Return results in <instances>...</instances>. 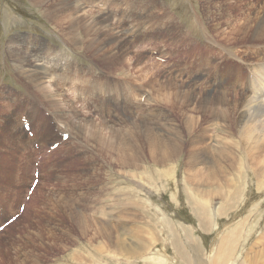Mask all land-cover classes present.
Instances as JSON below:
<instances>
[{
	"label": "rangeland",
	"instance_id": "rangeland-1",
	"mask_svg": "<svg viewBox=\"0 0 264 264\" xmlns=\"http://www.w3.org/2000/svg\"><path fill=\"white\" fill-rule=\"evenodd\" d=\"M86 1L87 2H85V0L82 1L74 0L73 2L71 0H66V1L43 0L39 2V0H0V9H1L0 10V60H2L0 61V65H1L0 88H2L3 90V88L7 87L6 90H3L4 91L3 93L2 92L0 93V99L2 101L9 103L17 102L21 104L20 101L21 102L25 101V99L29 95L31 98L37 99V101L41 100L40 102L43 104V106H48L49 103L46 100L44 101L45 98L41 96L40 92L38 91L39 88L45 86L46 84H49L46 86H51L50 88L53 93L62 94L66 92L65 91L66 88L71 87V81L74 80L75 85L79 90L82 88V86L85 87L84 92L83 93L80 92V97L83 101L82 102L83 104H79V110L82 112V114H79L80 115L79 117L82 118L80 122L84 120L88 122L93 119V123L98 125V127L99 124L102 122H111V123L116 122L117 124L121 125L123 128L127 130L135 131V133H139L144 127H146V125L144 124L145 122H147L146 119L150 118V116H147L149 109L147 103L143 105V100L146 97V94L142 97L141 101L138 103V108H140V111H135L130 114L126 112L119 115V117L121 116L119 120H110L109 118L111 117L108 116L107 114L101 115L102 113L99 112L94 113L93 111L88 110V108H91L93 106L92 105L93 102L91 100V94L87 93V91L98 89V88H93L94 87L92 86L93 81L95 80L105 81V86L108 85L107 81H111L113 86L117 81V79L126 80L132 83L134 87L139 88L140 85L142 86L144 83L147 84L150 80L154 79L156 81V87H158L157 80L165 85L169 84L170 82H175L176 79L172 77L171 73H176L180 76H184V74L187 71L188 72L192 71L194 73L204 72L210 75L211 71L212 72L215 71L214 68L216 65L217 67L215 69L216 71H219L218 68L219 69L224 68L222 65L226 61H232L231 55H237L239 51L238 48H231V47H225V50L220 49L219 47L209 42L211 45H213L215 48L218 49H215V51L212 50L213 52L211 51L210 53L204 50L198 54L195 52L198 47V44L200 43L204 45L207 44L209 36L214 39L210 41L215 42L220 40V37L217 36V32L215 35L211 30L209 31L210 33L208 32L209 27L214 29L216 24L215 22H212L213 19L207 16V13L211 11V9H209L211 6L208 5L209 0L207 1L206 0H129L128 2L130 7H136L137 10L139 9L141 11L143 10L142 11L144 15L143 17L147 16L145 23L148 27L157 26L158 24L156 22L157 20H160V22H163L165 24L163 28H167L166 22L168 21V24H170L171 22L169 20L166 21L165 18L167 17L164 16V10L162 8L164 5L166 7L168 6L167 8L170 7L169 9L172 11V13H174L176 17L175 23L173 25L172 24L168 25L169 29H171V33H170V36L172 38L171 40H179L182 38V32L180 33L179 30L176 31L173 28L176 26V27H181L182 31H186V32L191 31L189 33L193 34L192 36H196L198 38V42L193 39L186 47L188 50H193V52L189 54V56H187L186 60L183 59L182 54H176L168 57L167 52L169 51V47L170 48L173 47L170 44L168 38L165 39L164 43H162L159 39L145 43H131L129 47V51L124 55L122 53L116 52L114 50V46L112 45V47L108 46V48L112 50L114 54H117L120 57V60L117 62V64H113V65H110L108 63L106 64L103 61L100 62L97 59V53L95 47L96 46L103 47L104 46L103 44L110 37L114 36L117 33L118 24L126 20L123 14V10L127 6L123 7L121 10V6H120L121 2L119 0H111V1L86 0ZM233 1L234 0H230L228 2L232 3ZM243 1L248 2L247 0H243ZM59 2L63 3V5L60 6ZM77 2L79 4H77ZM87 3L90 4L88 5ZM145 5L146 8L144 9ZM57 7H61L58 10L59 12L58 11L52 12V10ZM65 9L66 11L68 10L67 13ZM106 11L110 12V14L113 16L114 19L111 20L112 22L111 21L110 23L107 22V19L106 21L97 22L96 19L99 15H101L100 17H102V20L106 16H108ZM75 13L77 14L74 15ZM82 16L85 17L86 19L83 18ZM56 18L57 20H55ZM71 19L73 20L71 21ZM132 19L134 18L132 17ZM132 19H130V21ZM64 20L66 23L64 22ZM139 20L144 21L143 19L140 18ZM53 23L57 28L53 25ZM59 24L61 25L59 26ZM63 24L65 27L63 26ZM122 24L125 25V22ZM104 27H106V29ZM226 28L227 26L222 27V29H226ZM86 29L88 31H86ZM59 30H61L60 33ZM76 32L77 33L80 32V33L77 34ZM152 35L155 34L152 33ZM71 39L73 40L69 41ZM224 44L227 45L226 43ZM175 46L176 48L182 50L179 47V45H175ZM43 49L46 50L44 51ZM49 49H51V52ZM244 51L247 52L246 50ZM245 52L243 55L241 54V56H245V58H247L250 61L251 60V58L249 57L250 55H245ZM50 53H52L51 54L52 57ZM185 53L187 52L184 51V54ZM45 58H47L48 60L47 59L45 60ZM29 60L32 61L33 63H38V62H39L38 64L41 63V68L42 71L44 72L52 71L55 67L58 66L59 67L58 74L54 76L59 75L60 78L62 76H65L64 78L65 80L63 79L60 82L59 79L60 87L62 91L57 90L54 87L52 81L51 82L48 81V83H42L41 82L42 75H40L37 72L32 73L33 76L30 78L21 77L20 79V77H18V72L16 70V64H25L26 61ZM124 61H126V63ZM152 61L156 62L158 66L157 67L153 66ZM195 61H198V63L193 64ZM201 62H203L204 64L201 65ZM101 63L103 65H101ZM48 64L51 67H49ZM159 66H161V68H159ZM193 66H196L198 69L194 70ZM26 69H29V66H27ZM31 70L33 69L31 68ZM33 77L35 78L34 81H32ZM246 77L253 80V76L250 75V73H248ZM81 81H86L87 84L83 85L81 84ZM32 83L33 84L35 83V85H37L39 88L38 89L34 88ZM147 88L154 89L155 87L154 88L147 87ZM100 91L106 93L108 89L107 87H103V89ZM237 91L238 92L235 94L242 96V93L239 90ZM139 94H140L139 92L133 91L131 96L136 98L139 96ZM67 95L69 96V98L74 97L72 91H68ZM233 97L234 96H232V98ZM238 98L235 97L229 101L236 102ZM22 106L23 105H20L18 108H16L17 111L14 112L17 114L25 112L26 107L25 106L22 107ZM82 106H86L87 109L86 110L81 109ZM12 110L13 109L10 110V114L14 116L15 113ZM6 111L9 112V109H6ZM29 111L31 110H28V112ZM45 113L50 115L47 111H45ZM175 116H169V118L178 119L181 117L180 115H175ZM195 117L197 118V115H195ZM122 120H129V122L123 125L120 124ZM52 121L53 120L51 116L50 123ZM179 121L181 122L182 120L179 119ZM79 123L72 125L73 127H76L77 125V128H80L81 126H82L81 128L85 127L83 124H79ZM171 123L176 124L175 122H171ZM199 123H201V120H199ZM202 124L206 127H211L210 133L212 131V127L215 128V126H212L213 124L210 122V120L207 122H202ZM29 125L30 127H32V119L29 121ZM57 125H58V129L63 127V125L60 124L59 122ZM50 127L52 128L51 125H44L42 135L46 134L45 128L48 129ZM69 130L70 129L67 128V132ZM214 130L213 131L216 132V129ZM27 133L29 134L28 141L32 140V137L30 136L33 135V132L31 133L27 132ZM70 133L72 134L73 138L67 141H64V138L60 135L58 130L56 131L55 135L52 137H50L48 133V136L50 138L44 137L42 140L43 143L46 141L44 143L46 144V147L44 148L45 151L43 150L40 156L36 154L35 155L30 154V159L29 158L16 159V157L18 156L16 154L14 155L13 158L7 159L6 157L9 156V151H8L9 149H7L8 147L4 143V140L7 135L6 136L0 135V143H1L0 144V181H1L0 185L7 192V198L5 199V201L2 202L3 207H2V215L0 217V227L3 226L5 223H7L11 218L16 216L19 217L15 222L10 224L3 232L0 233V264H26L29 263L30 261L35 262L37 258H40L38 264H65V263L72 264V262L73 264H76L74 260H71V257H75L76 255L77 256L81 255L84 258H90V261L87 260L88 264L90 263L100 264V262L101 264H152L146 259L148 256L145 257V255H149L150 253H152L151 256H156L158 258L162 256L161 258H166V261H168L169 264L171 263L183 264L185 262L183 260L184 256L185 258L188 257L187 254L189 253H190L189 256L191 257V259L192 258L193 259L192 261L189 262L188 260L189 258H187L186 260L187 262L191 264H211L212 260L215 258L214 256L216 253L215 249L219 245L218 244L219 234L221 233L226 235H231L233 240V242L230 241L231 251L229 252L231 256L228 255L229 252L228 253L225 252V248L222 249L221 247V252L222 251L225 252V253L222 252V255L225 256L226 258L221 263L242 264L244 261L247 264L245 258L247 257V253L250 252V249L254 243V239H256L257 236L261 235L264 231V214L262 215L263 217L261 219H255L256 216L254 218H250V220H255L256 223L258 221L259 222L254 227L252 236L248 235L247 238L243 239L240 235L232 233L231 225L234 224V222L239 223L242 220H243L242 222L244 223L246 217L250 216V211L252 210L251 208L253 207L254 204L258 202L262 204L261 209L264 211V189H262L261 191L258 190L256 179L252 176V174H250L249 170H243L241 174L244 173V175H240L239 172H237L238 174L233 175V173L231 172L227 181L234 182L238 186L236 188V190H239L238 195L243 194L244 200H239L238 201L239 203L237 202L236 205H231L229 203L230 207H228L227 210L224 211V213H220L222 215L219 214L217 216V219L214 221L212 219V214H216V213L218 214V209L221 207L220 204L221 202L219 199L213 196L212 203L214 204H211L205 210L206 215L211 216L210 218H211L212 226L208 229V231L204 232L202 229H200V225L197 220L198 211L193 208L194 203L197 202V199H195L196 196H194L196 194L190 193L189 195V192L184 190L185 185L184 186L182 185L183 183L182 176H183V168H184L183 157L179 160L178 162L179 164L177 165L178 179L176 181V184L178 186V189L173 183L174 180H171L170 184L166 186L167 187L166 191L164 190L160 192L159 190L152 192L150 190V196L152 197V204L154 205L152 208L153 217H154V218L152 217V221L155 220L154 221L155 223L152 222L151 225L150 223L148 225H145L142 223L129 224L126 223V221L124 222V224H126V228L124 229L133 231L134 236L125 235L122 238L120 237L121 238L120 240H122L121 245L123 249L131 248L132 249L131 253L129 255L125 254L124 252L117 254L112 251H108V254L107 253L105 254L103 252L97 253V249H96L97 246L100 245L103 246L104 250H106L107 248L106 246L108 241L100 233V230H102L101 222L103 220H107V218L101 216L100 213H98V211L95 212V210L108 207L109 214H111L110 211H112L113 215L117 214L118 210L113 206V201L118 196H120L121 200L123 201L125 195L123 193H119V190L116 191L115 189H113V187L118 186L119 184L121 187H125L128 180L126 177L123 178L119 177L116 171H119L120 168L112 161L111 162L113 164L112 166L113 168L98 167L99 170H95L94 163L93 164L86 163L82 169H78L74 163V160L78 158L84 160L87 155H92L93 157H96L94 155L96 145L94 141H90L80 136L76 129L70 131ZM217 133H219L222 136L224 134V131L220 130ZM225 133L228 134L230 137H232V139L235 138L234 133L233 134L229 132H225ZM104 134H106L107 138H110V140H113L114 142L117 141V140L115 141L114 138L109 136L110 132L108 130H105ZM185 139L187 140V142H189L190 140L189 137H185ZM226 143L227 146L233 150L232 140H226ZM38 145H39L38 143H35L32 148L35 149L36 147H38ZM53 145H58V147L59 146H64V147L67 146V147L65 148L64 153H61L59 151L60 147L57 149L56 152H54L55 150H52ZM18 146H21V144L17 145L14 139L12 145L13 150L15 149L14 151L21 152ZM23 148L26 149L25 147ZM91 148L92 150L94 149L93 152ZM240 148L237 149L235 148L234 152L238 153ZM81 150L83 152L82 154L78 152ZM73 153L76 156H74L75 159L71 163L73 156L68 157L67 155H71ZM41 156L43 157V159ZM263 158L264 157L260 158L263 160V161L261 160L262 162H264ZM234 164L235 165L249 164V162L245 157L244 160L243 158L240 160L238 159V161ZM51 165L53 166V168ZM68 166L71 167L69 171L66 172ZM206 166L209 165H205V164L198 165L199 168H204ZM263 166L262 168H264ZM39 174L40 176L36 178V175L38 176ZM235 175L237 177H235ZM233 179L235 181H233ZM36 180H39V182L35 188V191L33 192V194H31L30 189L33 185V181ZM251 180L252 182L250 183ZM9 182L10 184L8 185ZM10 185L13 187H11ZM231 190L233 191V189ZM53 191H56V193L52 194ZM184 192L186 194H184ZM234 194H236L235 191ZM103 197H108V199L104 200ZM142 197L145 196L143 195ZM48 198L53 199L54 202L51 203L50 201L48 202ZM63 201H68L71 204V207L68 208L65 207V205H68L69 203L65 204L63 203ZM21 209H25L23 213L21 212ZM81 217L86 219L82 223H80V219H79ZM212 220L214 221V223L218 224V228L216 231L212 230V227L214 225ZM86 221H87L86 224L87 231L86 233H84L82 232L79 225L83 223L85 224ZM144 221L145 220H143L142 222ZM148 226L150 228L147 229ZM168 226L170 228H168ZM148 231H152V232L154 231L155 234L154 236L157 237V239L155 237V240L157 242L155 241L156 244L154 248H151L150 244H144L143 245L144 249L141 251L138 248L139 246L138 244H141L143 240H148L147 237ZM172 231L174 232L172 233ZM92 237H95V239L91 240ZM166 237L168 238L166 239ZM115 239L117 240V238ZM193 240H196L198 244L192 245ZM194 246L195 247L197 246L199 249L198 248L195 249ZM50 247L53 248L49 250ZM177 248L179 249L186 248V250L183 251L184 253L180 254L178 252L179 249ZM138 252H142L146 260L141 258L143 256H138V257L135 256V254ZM199 252H200V260L197 258L195 259L196 257L195 254L197 255V253ZM163 254L166 256H163ZM117 257L119 258L117 259ZM92 259H95L97 263L91 262ZM63 260L66 261L64 262ZM177 260L180 263H178Z\"/></svg>",
	"mask_w": 264,
	"mask_h": 264
},
{
	"label": "bare ground",
	"instance_id": "bare-ground-1",
	"mask_svg": "<svg viewBox=\"0 0 264 264\" xmlns=\"http://www.w3.org/2000/svg\"><path fill=\"white\" fill-rule=\"evenodd\" d=\"M41 1L43 0H39V2ZM71 1L73 2L74 0H71ZM119 1L121 2L120 4L121 10L123 7L127 6L123 10V14L126 20L124 21L122 20L123 22H120L119 20L120 23L117 26V33L114 36L110 37L103 44L104 45L103 47H99V46L95 47V50L97 53V59L100 62L103 61L106 64L108 63L110 65H113V64H117V62L120 60V57L117 54H114V52L110 50L108 46L112 47L113 45L114 50L116 52L122 53L124 55L129 51V47L131 43H145V42H150L153 40L155 41L156 39H159L162 43H164L165 39L168 38V40L170 41V44L173 46L171 48L169 47L168 52L166 51L168 57L172 55H176V54H182L183 59L186 60L187 56H189V54L193 52V50H188L186 48L193 39L198 42V38L196 36H192L193 34L189 33L191 31L189 32L182 31L181 27L175 26L173 28L176 31L179 30L180 33L182 32V38L179 40H171L172 39L170 36L171 29H169L168 25H171V24L173 25L176 21L175 20L176 17L174 13H172V11L169 9L170 7L167 8L168 6L166 7L164 5L162 8L164 10V16L167 17L165 18L166 21L169 20L171 22L170 24H168V21L166 22L167 28H163L165 24L163 22H160V20H157L156 22L158 24L157 26L148 27L145 23L147 16L143 17L144 16L142 12L143 10L141 11L139 9L137 10L136 7H130L129 2H128L129 0H119ZM228 1L230 0H209L208 1V5L211 6L209 8L211 9V11L207 13V16L213 19L212 22L216 23V24L214 23L215 24L214 29L209 27L208 32L211 30L214 35L217 32V36L220 37V40L222 42L220 40L215 41V42L210 41L214 39L209 36L207 44L206 45L201 44V43L198 44V47L195 51L197 54L201 53V51L203 50L210 53L212 50L215 51V49H218V48H215L210 43L224 50H225V47L238 48L239 51L237 55L230 54L232 57V61H226L222 65L224 68H220V69L218 68L219 71H216L215 69L217 67L216 65L214 68L215 71L213 72L211 71L210 75L204 72L194 73L192 71H189V72L184 71L186 72L184 76H180L176 73H171L172 77L176 79L175 82H170L169 84L165 85L157 80L158 87H156V81L154 79L150 80L147 84L144 83L142 86L140 85L139 88L134 87L132 83L126 80L117 79V81L115 82L113 86H112L111 81H107L108 83L107 86H105V81H102V80L93 81L92 83L93 84L92 86H94L93 88H98V89L87 91V93L91 94V100L93 102L92 103L93 106L91 108H88V110L93 111L94 113L95 112L102 113L101 115L107 114L108 116L111 117L109 118L110 120H119L121 117V116L119 117V115L126 113V112L130 114L135 111H140V108H138V103L141 101L142 97L146 94V97L143 100V105L147 103L148 108H149L147 116H150V118L146 119L147 122L144 123L146 127H144L139 133H135V131L127 130L123 128L121 125L117 124L116 122L115 123L102 122L99 124V127L98 125L93 123V119L88 122L85 120L80 122L82 118L79 117L80 116L79 114H82V112L79 110V104H83L82 103L83 101L80 97V92L83 93L85 87L82 86V88L79 90L76 87L74 80L71 81V87L66 88L65 90L66 92L62 94L53 93L50 88L51 86H46L49 84H46L45 86H42L39 88L37 85H35V83L34 84L32 83L34 88L36 89L39 88L38 91L40 92L41 96L45 98L44 101L46 100L49 103L48 106H43V104L40 102L41 100L37 101V99L31 98L29 95L25 99V101H22V102L20 101L21 104L17 102H13V103L4 102L0 99V135L1 136L7 135L4 140L5 145L8 147L7 149H9L8 150L9 156L8 157L5 156L7 159L13 158L15 154L18 155L16 159H21V158L30 159V154L31 155L36 154L40 156V154L46 147V144H44L46 141L44 143L42 142L44 137L50 138L54 136L56 131L58 130L62 137L67 135L69 136L67 140H71L73 136L70 133V131L76 129L80 136L90 141L95 142L96 148H95L94 155L96 157H93L92 155H87L84 160H81L79 158L75 159L74 156L76 155L73 153L71 155H67L68 157L73 156L71 163L75 159L74 163L78 169H82L86 163L88 164L94 163L95 170H99L98 167L99 168H108V167L113 168L112 162H114L120 168L119 171H116L119 177L127 178L128 182L125 187H121L120 184L118 186L113 187V189H115L116 191L119 190V193H123L125 195L123 201L121 200L120 196H118L113 201V206L118 210L117 214L113 215L112 211H110L111 214H109L108 207H106L107 209L100 208L99 210H95V212L98 211V213H100L101 216H104L107 218V220H103L101 222L102 230H100V233L103 235L104 238L107 239L109 243V244L107 243L106 250H104V247L101 245L97 246L96 247L97 253L103 252L105 254L106 253L108 254V251H112L117 254L124 252L127 255L131 253L132 251L131 248L123 249L121 245L122 240L120 239L123 236L125 235L134 236L133 231L124 229L126 228V224H124V222L126 221V223H129V224H137V223L141 224L142 223L145 225H148L150 223L151 225L152 222L155 221V220L152 221V217H153L152 208L154 205L152 204V197L150 196V190L152 192L159 191V190L160 192L164 190L166 191L167 189L166 186L170 184L171 180H174L173 183L178 189V186L176 184V181L178 179L177 165L179 164L178 162L182 157L184 161L182 185L183 186L185 185L184 190L189 192V195L190 193L196 194L194 196H196L195 199H197V202L194 203L193 208L198 211L197 220L200 225V229H202L204 232L208 231V229L212 226L211 218H210L211 216H207L205 210L211 204H214L212 203L213 196L219 199L221 202L220 203L221 207L218 209V214L217 213L212 214V219L214 221L217 219V216L220 213H224V211L227 210L228 207H230V204L236 205L239 200H244L243 194L238 195L239 190H236L238 186L234 182L227 181L231 172L233 173V175L238 174L237 172H239L240 175H244V173L241 174V172L243 170H249L250 174H252V176L256 179L258 190L261 191L262 189H264V170H263L264 168H262V166L264 165V162H262L263 160L260 159L261 157H264V1L263 0H247L248 2H244L243 0H234L232 3ZM85 2L87 1L85 0ZM77 4L79 3L77 2ZM87 4L89 5L90 3H87ZM62 5L63 3H60V6ZM60 8L61 7H57L53 9L52 12L58 11ZM145 8H146V5L144 6V9ZM76 14L77 13H75L74 15ZM109 14L110 12H107L108 16H106L103 20H102V17H100L101 15H99L96 21L101 22V21H106L107 19V22L110 23V21L113 20L114 18L111 14L110 15ZM83 16H86V15H83ZM132 17L134 19H132ZM57 18L55 20H57ZM65 18H66V15H65ZM139 18L143 19L144 21H140ZM130 19L132 20L130 21ZM72 20L73 19H71V21ZM124 22H125V25L122 24ZM90 23H93V22H90ZM60 25L61 24H59V26ZM223 26H227V28L222 29ZM104 28L106 29V27ZM86 31L88 30L86 29ZM60 32L61 30H59V33ZM152 33H154L155 35H152ZM72 40L73 39L69 41H72ZM224 43H226L227 45H225ZM175 45H179V47L182 50L176 48ZM49 50L51 52V49ZM244 50H246L247 52H245ZM184 51H186L187 53L184 54ZM244 52H245V55H250L249 56L251 58L250 61L247 58H245V56H241V54L243 55ZM51 54L52 53H50V55ZM35 59H38V58H35ZM46 59L47 58H45V60ZM124 62L126 63V61ZM38 63H33L32 61L29 60V61H26L25 64H16V70L18 72V77H20V79L21 77L30 78L33 76L32 73L37 72L40 75H42L41 77L42 83H48V81L50 82L52 81L54 87L57 90H61L60 82L65 78V76H62L61 78L59 75L54 76L58 74L59 67L57 66L52 71L44 72L42 71L41 63L40 64ZM197 63L198 61H195L193 64H197ZM127 64H128V61H127ZM203 64L204 63L201 62V65ZM101 65L103 64L101 63ZM27 66H29V69H26ZM153 66L157 67L158 65L156 62H153ZM42 67H45V66H42ZM49 67L51 66L49 65ZM31 68L33 70H31ZM159 68H161V66H159ZM193 68L194 70L198 69L196 66H193ZM248 73H250V75L253 76V80L246 77ZM59 79H60V82H59ZM34 80L35 78L33 77L32 81ZM81 84L84 85L87 83L86 81H81ZM103 87H107L108 91L106 93H103L100 91L103 89ZM147 87H153V88L155 87V88L151 89ZM6 89L7 87L3 88V90H6ZM3 90L2 88H0V93L1 92L3 93L4 92ZM237 90H239L242 93V96H245V97L235 94L238 92ZM68 91H72L74 94V97L69 98V96L67 95ZM133 91L139 92L140 93L139 96L136 98L132 97L131 95ZM61 95L63 98L61 97ZM232 96H234L233 98L235 97L237 98L240 97V98H238L236 102H230L229 100L233 99ZM20 105L25 106L26 110L23 113L17 114L14 111H17L16 108H18ZM6 109H9V112L6 111ZM11 109H13L12 111L15 113L14 116L10 114ZM81 109L86 110L87 107L82 106ZM28 110H31V111L28 112ZM42 110L47 111L52 116L53 121L51 123H50L51 116L46 114L45 111H42ZM175 115H180L181 117L178 119L169 118V116H175ZM195 115H197V118L195 117ZM31 119H32V127L30 131L32 132V130H34L33 132L34 134L31 136L32 140L28 141L29 134L25 132L24 125L25 123L28 124ZM179 119L182 121L180 122ZM199 120H201V123H199ZM209 120L213 124L212 126H215V128L212 127L211 133H210L211 127H206L202 124V122H207ZM58 122L63 125L62 128L58 129V125H57ZM128 122L129 120H122L120 124L125 125ZM171 122H175L176 124H173ZM78 123L83 124L85 127L81 128L82 127L81 125H80L81 127L79 126L80 128H77V125L76 127H73L72 124H78ZM154 123H157V124H154ZM44 125H51L52 128L51 127L48 129L45 128L46 134L42 135ZM67 128L70 129L68 132H67ZM214 129H216V132H214L215 131ZM219 129L224 131V134L222 136L219 133H217L218 131H220ZM105 130H108L110 132L109 136L114 138L115 141L116 140L117 141L114 142L113 140H110V138H107V135L104 134ZM225 132H229L231 134L234 133L235 138L232 139V137H230ZM48 133L50 137L48 136ZM185 137L190 138L189 142H187ZM13 138L15 139L17 145L21 144V146L25 147L26 149H24L21 146H18L21 152L14 151L15 149L13 150L12 148L13 140H14ZM210 139L212 140V142ZM225 139L232 140L233 150L227 146ZM35 143H38L39 145L38 147L34 149L32 147ZM238 146H240L241 148ZM59 147H60L59 151L61 153H64L65 148L67 146L66 147L59 146ZM235 148L236 149L240 148L238 153L234 152ZM57 149L54 152H56ZM78 152H80L81 154L83 153L82 150ZM245 157L247 161L249 162V164H239V165L234 164L238 161V159L240 160L243 158L244 160ZM47 164H48V161H47ZM199 164H205L209 166H206L204 168H199L198 167ZM70 167L71 166H68L66 172L69 171ZM176 175H177V178H176ZM114 177H117V176H114ZM235 177L237 176L235 175ZM233 181L235 180L233 179ZM251 182L252 180L250 181V183ZM9 184L10 182L8 183V185ZM231 189H233V191ZM234 191L236 192V194H234ZM54 193H56V191H53L52 194ZM184 194L186 193L184 192ZM143 195L145 197H142ZM6 198H7V192L0 185V203H1L0 206L1 207H3L2 202L5 201ZM103 198L104 200L108 199V197H103ZM49 201L50 203L54 202L53 199L48 198V202ZM63 203L67 204L69 202L63 201ZM261 205L262 204L260 202L253 205V207L251 208L252 210L250 211V216L246 217V219L244 220V223L242 222L243 220L239 223L234 222V224L231 225L232 233L240 235L243 239L247 238L248 235L252 236L254 227L258 224L259 221L257 220L258 222L256 223L255 220H250V218H254L256 216L255 219H261L263 217L262 215L264 214V211L261 209ZM65 207L67 208L71 207V204L69 203L68 205H65ZM79 219H80V223L86 220L85 218H82V217ZM143 220L145 221L142 222ZM86 224H87V221L85 222V224L83 223L79 225L82 232L84 233H86L87 231ZM149 226L147 227V229L150 228ZM169 226L168 228H170ZM217 228H218V224L214 223L212 230L216 231ZM173 232L174 231H172V233ZM147 234H148L147 236L148 240H143L141 244L137 243L139 245L138 248L141 251L144 249L143 247L144 244H150L151 248L155 247V244H156L155 237L156 236H154L155 235L154 231L153 232L148 231ZM115 238H117V240ZM167 238L168 237H166V239ZM94 239L95 237L91 238V240H94ZM230 241L233 242L231 235H226L222 233L219 234V243H218L219 245L218 246L216 245L217 248L215 249V252H216L214 255L215 258L212 260L211 264H222L221 262H223L226 258L225 256L222 255V252L224 251L221 252V247L222 249L225 248V252L228 253L229 251H231ZM197 244L198 242H196V240L192 241V245H197ZM52 248L53 247H50L49 250ZM186 248H182V249L177 248V249H179L178 252L182 254L184 253L183 251H185ZM197 248L198 247L196 246L195 249ZM217 250L219 251V253ZM151 254L152 253H150L149 255H145V257L148 256L146 259L150 263L169 264V262L166 261V258H161L162 256L158 258L156 256H151ZM189 255L190 253L187 254L188 257L185 258L184 256L183 258V260L185 261L184 262L185 264H191L189 262L192 261L193 258L191 259ZM228 255L231 256L230 252L228 253ZM135 256L137 257L143 256V254L142 252H138L135 254ZM163 256H166V255L163 254ZM195 256H196L195 259L197 258L200 260V252L197 253V255L195 254ZM118 258L119 257H117V259ZM141 258L145 259L144 256ZM187 258H189L188 259L189 262L186 261ZM39 259L40 258H37L35 262L30 261L29 263H26V264H38L40 261ZM113 259H116V258H113ZM71 260H74L76 264H88L87 262L90 261V258H84L81 255L80 256L76 255L75 257H71ZM245 260L247 264H264V231L261 235L257 236L256 239H254V243L250 249V252L247 253V257L245 258ZM91 262L94 263L96 261L95 259H92ZM178 263L180 262L178 261ZM244 263L245 262L243 261L242 264ZM228 264H231V263H228Z\"/></svg>",
	"mask_w": 264,
	"mask_h": 264
}]
</instances>
